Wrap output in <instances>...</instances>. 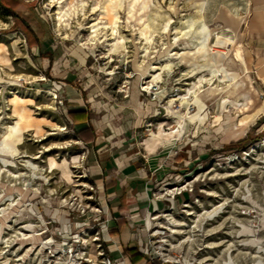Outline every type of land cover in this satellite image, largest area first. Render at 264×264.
Returning <instances> with one entry per match:
<instances>
[{"label": "rangeland", "instance_id": "1", "mask_svg": "<svg viewBox=\"0 0 264 264\" xmlns=\"http://www.w3.org/2000/svg\"><path fill=\"white\" fill-rule=\"evenodd\" d=\"M85 1L81 8L80 0H0V146L11 136L9 126L24 117L18 154L0 155L15 160L7 167L0 161V210L11 211L6 219L0 217V264H47V249L23 239L35 231H44L39 235L43 242L51 238L53 250L63 244L80 249L84 238L93 250L94 236L103 244L108 208L100 204L91 157L103 149V154L143 150L144 142L148 150L162 143L169 173L176 174V179L163 176L173 184L156 187L153 197L185 185L181 193L170 191L197 201L190 210L200 228L192 237L207 247L200 255L220 264L230 253L235 264H252L253 255L264 254L248 243L258 237L264 249V27L255 21L240 31L236 46L246 71L234 60L231 44L220 47L224 67L238 71L243 81L235 92L224 91L228 79L220 81L219 73L197 69L178 54L191 59L189 52L195 51L180 32L187 18L204 19L211 31L228 33L215 20L220 5L230 10L248 2L243 14L259 12L262 17L264 0H204L214 12L211 18L205 3L200 7L202 0H151L150 11L140 7L141 0H123L118 30L125 39L117 51L108 40L109 28L103 29L100 41L90 36L91 23L111 21V15L100 13L103 0ZM128 1L135 4L132 11ZM61 7L68 14L59 25ZM148 13L157 20L151 42ZM213 34L209 46L216 49ZM193 61L204 62L200 54ZM154 62L158 70L150 67ZM165 62H171L170 69ZM200 76H205L202 83L197 82ZM213 88L218 90L207 93ZM242 92L251 97L247 108L242 107ZM194 95L205 98L203 122L189 120L198 109ZM160 129L181 132L153 144L149 138ZM26 160L38 165V171L33 174ZM4 168L20 177L1 172ZM12 200L18 204L8 206ZM31 204L35 214L28 211ZM96 229L99 235L92 236Z\"/></svg>", "mask_w": 264, "mask_h": 264}, {"label": "crops", "instance_id": "2", "mask_svg": "<svg viewBox=\"0 0 264 264\" xmlns=\"http://www.w3.org/2000/svg\"><path fill=\"white\" fill-rule=\"evenodd\" d=\"M243 3L245 2H241L240 8L233 6L230 10H227V5L222 4L220 5L221 9H218L215 15L216 21L232 30L236 43H238L243 25L248 28L257 21L260 27H264V19H262L264 15L261 17L259 12H254L249 13L247 17L243 13L244 7L248 8L249 4L248 2L246 5ZM210 7V4L205 3V10L209 18L214 13ZM257 15L260 16V19ZM86 124L84 122L79 126ZM143 144V150H132L127 153L123 150H112V152L103 154L102 152L105 150L103 149L91 157L93 160L91 170L95 174V181L99 188L100 204L106 205L108 208V213L102 223L108 226L106 231L101 234L104 243L102 244L99 239H95L93 242L100 243L106 255L121 264H149L144 260V254L131 240V235L142 219L156 209L164 207L165 202L153 197L154 189L160 185L167 186L173 183L162 179V177L166 176L171 179L176 176V174L169 173L171 171L168 166V156L161 149L162 143L157 144L153 150H148L145 142ZM103 147L107 148L104 144ZM185 200H190L187 193L174 197L177 209ZM97 234L99 235V230L96 229L92 231L91 235ZM138 255L140 258L137 259Z\"/></svg>", "mask_w": 264, "mask_h": 264}, {"label": "bare ground", "instance_id": "3", "mask_svg": "<svg viewBox=\"0 0 264 264\" xmlns=\"http://www.w3.org/2000/svg\"><path fill=\"white\" fill-rule=\"evenodd\" d=\"M138 1V0H137ZM136 1V2H137ZM142 1V5H140V7H146L149 11L151 10V6L154 5L153 2H151V0H141ZM188 1V0H187ZM207 1V0H206ZM61 2V1H60ZM123 0H103L102 1V5H101V12L100 13H105L108 15H111V21L109 24H102L100 25L98 22H93L91 23V33L90 36L93 40L97 41L99 40V36L100 34L103 32V29L105 28H109L110 30V35L111 37L108 39L110 41L111 39V44H112V49L114 51H117L119 49V45L118 42L121 43V45H123V41L125 39V36L119 33V8H121L123 6ZM135 2V0H134ZM86 1L85 0H80V6L81 8L84 7ZM205 1L202 0L201 2V6L202 7L204 5ZM141 4V2L139 3ZM134 3L133 2H129L128 1V8L129 11H132L133 7H134ZM198 5V4H197ZM196 5V6H197ZM63 7V6H62ZM62 7L59 9L58 11V15H57V19H58V23L59 25L62 23V21H64V16H66L68 14L67 11L63 10ZM137 7V6H136ZM198 7V6H197ZM85 8V7H84ZM95 7H93L94 9ZM145 8V10H146ZM204 8V7H203ZM137 9V8H136ZM83 10V9H82ZM81 10V11H82ZM71 11V10H70ZM94 11V10H93ZM142 11V10H141ZM78 12V11H77ZM76 12V13H77ZM140 12V11H139ZM198 12V11H196ZM83 13V12H82ZM135 13V12H134ZM141 14V13H140ZM139 14V15H140ZM101 15V14H100ZM104 15V16H105ZM144 16V15H143ZM106 17V16H105ZM132 17V16H131ZM145 17V16H144ZM142 18V17H141ZM204 18V17H203ZM143 21V19H142ZM186 28H184V30H180V32L182 33V35H186V37L190 38L191 44L193 46V48L195 49V51H191L189 53H191L192 56V60L189 58H186L185 56L187 55L186 53H179L178 56L181 59H184L188 62H190L193 66H195V68L199 69H203L205 67V69L209 70L211 72L212 75H217L219 73V75L222 77V79L220 81H225L226 79H228L229 82H227L225 84L224 87V91H228V92H235L239 87H241L243 85V81L242 80H238V71L233 70V69H226L223 65V60L225 58V53L223 50L220 49V47L224 46L225 44H231L232 48H233V55H234V60L239 61V65L241 68L245 69L246 71V64L245 61L243 59V57L241 56V50L239 48V45L236 46V42L234 40L233 37V32L231 29H228L229 32L225 33L223 30L218 31H211V29L208 27V25H206L204 19H194V18H187L186 20ZM66 22V21H65ZM141 22V21H140ZM167 21L164 22L163 26L166 24ZM157 23V20L155 17H153L152 15H150L149 13L146 16V27L148 28V36H147V41L151 42V30L152 27L155 26ZM70 25V24H69ZM70 28V27H69ZM164 29V28H163ZM224 29V28H223ZM107 30V29H106ZM138 32V31H137ZM212 32L214 33V45L218 48L214 49L213 47L210 48L209 46V40H211V34ZM105 35V32L104 34ZM212 35V37H213ZM89 36V37H90ZM154 36V35H153ZM178 36H176L175 38H178ZM119 39V40H118ZM154 39V38H153ZM100 41V40H99ZM94 42V41H93ZM176 42V41H175ZM184 42V41H183ZM147 44V43H146ZM150 44V43H149ZM143 47V46H142ZM186 49V48H185ZM211 50V51H210ZM145 51H146V47H145ZM172 54H174L175 56L177 55V51H172ZM195 54H200L203 57V63L202 64H197L196 62L193 61L194 59V55ZM168 57V56H167ZM177 57V56H176ZM171 58V57H170ZM179 58V59H180ZM177 59V58H175ZM230 61H232V59H229ZM172 61V60H170ZM168 62V61H167ZM155 63V62H154ZM152 64L150 67L152 69L158 70L160 67V65H156ZM166 63V62H165ZM232 63V62H231ZM186 64V63H185ZM234 64V62L232 63ZM191 65V66H192ZM171 66V62L170 63H166V67L170 69ZM165 67V66H164ZM163 67V68H164ZM165 67V68H166ZM190 67V66H189ZM148 69V68H147ZM146 69V70H147ZM162 69V68H161ZM194 70V69H193ZM153 71V70H151ZM210 74V75H211ZM211 75V76H212ZM159 73L153 76V80L158 79ZM205 77V76H204ZM200 76V78L197 80L198 83H202L203 80H205V78ZM215 77V76H214ZM218 77V75H217ZM213 79V78H212ZM217 84V83H216ZM148 86V85H147ZM222 86V85H219ZM201 87V86H200ZM218 89L217 88H213L211 90L208 89L207 93H213L216 92ZM196 91V90H195ZM207 95V94H206ZM205 95V96H206ZM201 96V95H200ZM203 97V96H202ZM212 97V96H211ZM241 97L244 100V102L242 103V101H239L242 103V107L243 108H247L249 107V105H251V97L250 95H248L247 92H242L241 93ZM207 98V97H206ZM227 98V97H225ZM205 100V98H204ZM204 100H202V98H200L197 95H194V103L197 105V112L193 115L189 116V120H193L195 118H197V120L199 122H203L205 120V114H201V110L203 109V107L206 106V104L204 103ZM218 102L216 101V104ZM213 104V103H212ZM205 105V106H204ZM24 121V117L22 115L19 116V119L13 124L9 126V132L11 134L10 137H6L4 139L3 144L0 146V155H9L10 157H14L15 155L18 154V148L17 146L19 144L22 143V139H23V132H24V126L22 125ZM177 123L180 124L182 123V116L177 114ZM180 129H177L176 131H172L170 133H164L161 129L157 132V133H152L151 137L149 138V140L152 141L153 144L155 143H159L161 140L163 139H169L170 137L174 136L175 134L178 135L180 134ZM17 157V156H16ZM0 161L3 163V165L5 167L7 166H12L15 160H10L7 159L3 156H0ZM53 162V161H52ZM26 163L28 165L31 166V168L33 169V172L31 170V172L34 174L35 170L38 171V165L34 164L33 162H31L30 160H26ZM52 165V164H51ZM1 167V166H0ZM54 167V166H53ZM2 171H7L12 178H19L20 174L19 173H12L10 171V169H1ZM40 172V171H39ZM6 173V172H5ZM1 177V176H0ZM44 177V176H43ZM46 178V177H45ZM39 188V187H38ZM36 189V188H34ZM36 193L38 190H34ZM50 195V194H49ZM10 196V195H8ZM61 201V200H60ZM18 204V201H14L12 200L8 206H13ZM48 204V203H47ZM63 204V203H62ZM4 207V206H3ZM2 207V208H3ZM27 208V207H26ZM23 210V208L21 207V209L17 210V212H21ZM28 211L32 212L35 214V206L34 204H31L30 208L28 209ZM16 212V213H17ZM11 214V211H7L4 208L0 210V217L1 219H6L9 215ZM214 214V213H213ZM42 219V218H41ZM15 220V219H14ZM24 221V220H23ZM34 221V220H33ZM36 222V221H35ZM34 222V223H35ZM38 222V220H37ZM26 223V222H25ZM31 223V221H30ZM32 223V224H34ZM36 224V223H35ZM9 226V225H8ZM32 226V225H29ZM243 231L246 232L245 234H249L251 232V229L243 224ZM4 229V228H3ZM41 231V230H40ZM40 233L38 232H33L29 235H25L23 237V239H30L33 243L37 242L39 244H41L43 247L46 246V242H43L41 240V238L39 237ZM242 235V234H241ZM51 239V238H50ZM252 243L255 247L257 246L260 250L264 251V249H262L259 241L258 237H254L253 239H248V243ZM8 244V243H7ZM61 248V247H60ZM33 249V248H32ZM31 250V249H30ZM259 252V251H258ZM38 253V252H37ZM253 257L255 258L253 260L252 264H264V254L261 255H253ZM5 263V262H4ZM3 263V264H4ZM48 264V263H47ZM220 264H235L233 256L229 253L227 255L226 258H224L222 260V262H220Z\"/></svg>", "mask_w": 264, "mask_h": 264}, {"label": "built area", "instance_id": "4", "mask_svg": "<svg viewBox=\"0 0 264 264\" xmlns=\"http://www.w3.org/2000/svg\"><path fill=\"white\" fill-rule=\"evenodd\" d=\"M184 189L185 185H179L164 190L157 197L166 201L164 207L156 209L142 219L131 235V240L135 242L144 254V260L149 264H212L200 255V251L207 247L199 246L194 241L195 237H192L200 232L196 225L197 215L190 210L191 204L197 201H182L178 209L174 203L175 193L170 190L181 193ZM93 239L97 237L94 236ZM44 242L49 257L48 264H121L109 258L100 243L92 250L85 238L80 241V249H74L71 247L72 244H63L60 249L53 250L50 238L47 237ZM63 257L65 259H62Z\"/></svg>", "mask_w": 264, "mask_h": 264}, {"label": "trees", "instance_id": "5", "mask_svg": "<svg viewBox=\"0 0 264 264\" xmlns=\"http://www.w3.org/2000/svg\"><path fill=\"white\" fill-rule=\"evenodd\" d=\"M140 258V256L138 255L137 259Z\"/></svg>", "mask_w": 264, "mask_h": 264}]
</instances>
